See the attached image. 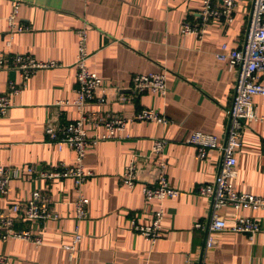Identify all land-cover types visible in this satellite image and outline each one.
Segmentation results:
<instances>
[{
    "label": "crops",
    "instance_id": "1",
    "mask_svg": "<svg viewBox=\"0 0 264 264\" xmlns=\"http://www.w3.org/2000/svg\"><path fill=\"white\" fill-rule=\"evenodd\" d=\"M200 8L201 0H21L16 23L24 29L13 32L7 23L10 0H0V51L58 64L36 70L27 80L11 68L0 70V93L10 81L23 85L0 116V164L34 168L10 180L0 208L25 202L39 189L59 214L55 220L27 224L34 232L42 230L40 245L0 239V254L9 257V264H198L200 259L207 264H264V211L215 210L227 226L239 215L257 219L261 229L252 236L227 230L208 234L194 227L195 222L207 224L213 212L211 199L198 194L197 187L214 181L221 152L211 149L198 158L195 146L184 139L192 131L224 139L237 69L216 54L222 43L241 47L251 15L250 5L240 3L229 25L220 18L210 21L201 35H183L182 20L200 22ZM80 31L86 33L87 67L101 77L98 94L105 99L87 102L84 110L109 118L152 108L167 121L129 123L120 138L88 148L83 164L91 176L80 187L89 199L88 215L80 222L83 238L70 259L63 245L70 243L75 222L73 181L46 180L38 173L74 163V152L49 141L45 127L63 126L79 116L74 100ZM150 72L165 74L164 96L132 89L135 74ZM253 102L264 114V98L255 96ZM86 128L91 135L101 131ZM155 139L166 140L160 156L151 153ZM131 159L137 181L129 188L120 184V176ZM160 160L166 162L168 183L177 194L147 199L142 185L155 181ZM236 170V190L264 196V121L244 124ZM155 209H162L163 216L161 235L152 241L134 232L131 221L148 224Z\"/></svg>",
    "mask_w": 264,
    "mask_h": 264
},
{
    "label": "built area",
    "instance_id": "2",
    "mask_svg": "<svg viewBox=\"0 0 264 264\" xmlns=\"http://www.w3.org/2000/svg\"><path fill=\"white\" fill-rule=\"evenodd\" d=\"M240 3H247L251 7L250 23L245 42L241 47H230L222 43L216 58L225 62L230 69H237V76L232 97L231 106L227 113L229 116L227 133L220 142L208 133L192 131L184 142L195 146L198 158H205L211 149L221 152V163L212 183L201 184L197 187L198 194L209 197L212 201L213 212L209 222L203 224L195 222L194 227L204 229L206 232L235 231L252 236L261 229L259 221L253 217L236 216L233 224L227 226L222 216L216 213L221 207L234 209L262 210L264 211V196L255 195L251 192L236 190L233 178L237 174V154L242 148V129L246 122L264 121V114L257 111L253 102L255 96L264 98V0H201L200 22L184 19L180 30L183 35H201L212 20L223 18L224 23L229 25L233 20V12ZM21 0H10L11 10L7 16L8 27L13 32L20 31L24 26L16 23L19 14ZM78 54L75 62L76 98L74 104L78 109L79 116L63 126L47 125L45 133L49 141L57 146H67L74 154V163L59 165V169L53 168L39 172V176L46 180L70 178L76 190V197L72 200L74 209V227L70 243L64 244L63 248L68 252L71 259L79 249L83 234L80 230V222L88 215L89 199L80 191V187L88 180L90 171L83 164L86 151L100 141L118 139L120 132L129 123L140 121H155L165 123L167 120L152 108L141 109L131 115H113L109 118L97 116L92 112H86L84 105L87 102H105L102 95L98 94L101 86V77L89 70L86 64L87 48L85 31L78 32ZM58 64L54 60L40 61L30 54L13 53L5 54L0 51V70L11 68L19 73L23 80L38 69L54 67ZM23 88L20 83L10 81L6 92L0 93V116L7 113L11 106L10 96L18 94ZM132 89L135 93L149 90L152 93L164 96L167 92L166 77L162 72H150L135 74L132 77ZM65 103V102H64ZM87 125L101 131L89 134ZM166 140L155 139L152 142L151 153L155 156L163 154ZM166 162H157L156 179L151 184H143L142 192L145 198L163 200L175 196L177 190L172 188L165 173ZM23 170L0 164V195L7 196L10 180L21 176L25 171L31 173L33 167ZM120 184L129 188L136 185V161L131 159L121 174ZM162 209H155L152 219L148 224L131 221L134 232L141 234L152 241L161 235ZM59 214L54 202L49 195L36 189L25 202L11 201L7 206L0 208V239H21L35 245L43 242V232L32 231L28 223H42L47 220H55ZM208 236V235H207ZM202 248V252H203ZM202 256V253H201ZM9 257L0 254V264H9ZM198 264H207L200 259Z\"/></svg>",
    "mask_w": 264,
    "mask_h": 264
},
{
    "label": "rangeland",
    "instance_id": "3",
    "mask_svg": "<svg viewBox=\"0 0 264 264\" xmlns=\"http://www.w3.org/2000/svg\"><path fill=\"white\" fill-rule=\"evenodd\" d=\"M99 103V102H98ZM100 103H104V101H102V102H100ZM113 116V115H112ZM111 117V116H110ZM46 128V127H45ZM154 141V140H153ZM127 165V164H126ZM91 176V172H90V175H89V177ZM122 176V175H121ZM121 176H120V178H121ZM88 177V178H89Z\"/></svg>",
    "mask_w": 264,
    "mask_h": 264
}]
</instances>
